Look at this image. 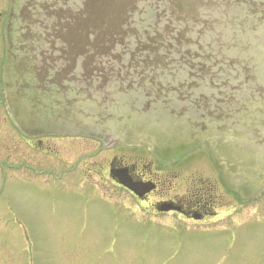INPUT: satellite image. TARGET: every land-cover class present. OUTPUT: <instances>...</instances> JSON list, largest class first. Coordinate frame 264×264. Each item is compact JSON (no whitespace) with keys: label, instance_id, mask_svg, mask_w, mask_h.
<instances>
[{"label":"rangeland","instance_id":"1","mask_svg":"<svg viewBox=\"0 0 264 264\" xmlns=\"http://www.w3.org/2000/svg\"><path fill=\"white\" fill-rule=\"evenodd\" d=\"M8 5V0H0V264H264V149L251 158L243 145L228 140L222 166L230 160L237 178L258 172L260 177L252 184L256 188L251 197L239 199L220 187L217 215L201 223L154 214L103 172L101 177L93 173L99 198L90 197L93 192L77 175L57 180L59 175L37 174L60 169L62 162L73 167L92 147L77 139L53 138L54 153L45 155L15 130L11 112L1 103V39ZM251 121L239 116L232 127L239 122L241 128L233 135L245 141L244 127L254 130L263 118ZM258 132L259 140L264 129ZM134 149L119 148L116 153L136 155L158 167L146 150ZM110 156L101 152V162ZM251 160L250 167L244 166ZM174 167L185 170V177L195 174L217 184L218 174L204 152L196 151Z\"/></svg>","mask_w":264,"mask_h":264},{"label":"flooded vegetation","instance_id":"2","mask_svg":"<svg viewBox=\"0 0 264 264\" xmlns=\"http://www.w3.org/2000/svg\"><path fill=\"white\" fill-rule=\"evenodd\" d=\"M37 1L40 3L42 0ZM44 1H46L48 10L57 12L58 14L62 13L63 22L67 21L65 17L70 14L69 10L75 11L82 6L81 0ZM8 4L9 8L6 20L4 21L1 39L2 62L6 68L9 61V43L11 41L14 42L15 37L19 39L17 42L21 43L23 54L26 52V48L29 47L28 44L24 47L23 36L15 35L14 30H11L8 26L12 0H8ZM165 10L172 14L170 9H165L161 4H158L151 10H148L147 15L159 14V17H162ZM174 13L179 17L181 16L179 10H175ZM47 14L48 12L44 10H40L37 13L36 22L38 24L34 32L39 38L38 40L36 38L34 42H29L35 46L40 45L45 49L50 47L53 42L59 40V36L52 31V29L57 31L55 26H53L54 23L48 24L45 22L49 36H45L43 32L44 27L41 23L44 20L50 21L49 17H46ZM249 15L251 17L248 26L232 29V31H240L242 37L240 35L237 37V34H235L228 43L231 45L236 44L235 46L238 47L237 56L243 64V71L249 69L248 66L253 64L255 66L253 70L257 74L261 73V76H258L259 81H261L260 88H253L252 86L255 84L252 83L246 84L244 82L246 77L244 74L243 77L241 75L234 77L236 76L235 71L231 70L230 67L228 74L230 80H232L231 83L233 84L231 85H233V88L230 90V93H226L228 96L225 99L221 98L219 100L217 98L214 100L209 99L206 94L210 90L204 91L203 87L199 88V90L189 88L185 93H180L178 89L180 82L177 80L172 83L167 81H163V84L158 83L161 86H166L165 89L175 90L172 92L168 91L169 95L167 93L161 95L162 88H158L157 83L155 87V82L147 79V84L150 87L149 92L152 93L153 89L154 95L156 94L151 107L145 109L146 106L142 105L141 111H139L132 106L135 102L132 94L138 96V93H135L137 92L136 90L132 91L129 89V91L127 90L128 92L117 91L121 100L120 108L123 111L125 110V115L117 117V114L111 112L112 110L104 112L105 114L103 115L106 116V119L103 121L104 123L102 122L103 115L99 114V109L86 103L88 88H86L85 83L81 82L86 81V74H83L79 78L78 84H73V88H70L69 79L64 77L61 71L51 73L46 84L59 81L61 89L54 87L51 91L41 92L34 87L36 84L32 86L27 81L25 84L28 85H24L20 74L16 72L18 70V62L12 59L13 66L12 68H8V73L4 74L2 71L1 89L3 90L4 83L6 89L12 90L14 88L13 90H15V98H13L16 113L15 120L18 127L23 128L24 131V127L29 128L31 134L25 135L22 138L24 141H28L29 147L37 150L38 153L53 155L54 151L51 142L53 138L77 139L92 147V150H90L92 152L82 154L73 167H67L62 162V168L60 169L55 167L49 171L41 169L42 172H38L37 174L42 175L47 173L46 175L52 177L59 175L57 180L61 179L63 175H77V177L79 176L86 181L87 190L93 192L90 197L99 198L98 191L100 189L93 173L99 177L103 172L107 174L108 179L112 181L116 188L122 189L136 198L139 203L144 205L145 209L151 210L154 214L160 216L175 215L178 220L184 223H201L208 218H214L217 215L216 208L220 206L219 195L217 194L218 190L220 187H225L220 177H218L217 184L213 183L210 179L198 178L195 174L185 177V170H178L174 165L179 164L181 158L190 156L193 153L191 152L192 145L197 142L206 144L216 154L220 153L221 149H226L227 144L225 141H221L217 136L225 134L224 132L228 128V119L230 117L232 121H236L235 115H240L247 122L252 123V117L260 116L263 118V122L257 125V128L264 129V64L262 63L264 61V8H258L257 12H250ZM178 19L177 17L176 20ZM252 20L255 21L253 27H251L253 25ZM173 32L178 34L177 29ZM11 37L14 39L9 40ZM81 41L82 43L86 42L84 40ZM190 42L185 41L181 46L188 48L192 45ZM163 43L164 41L160 45L163 46ZM208 45H210L209 42ZM47 53L50 54L48 51ZM216 56L220 57L222 55L220 52H216ZM42 60L41 58V63L43 62ZM46 60L51 67L59 63L56 60H50L49 62V56L46 57ZM168 79L169 77H166L165 80ZM14 84L18 85L15 86ZM184 84H191V80L189 79ZM37 86L40 87V83H37ZM106 90H96L94 92L100 102H104L105 105L108 103L113 104L114 99H103L113 89H110L108 93ZM195 90L203 93L197 94ZM81 94L84 98L81 101H77L81 110L77 112L76 116H72L70 115L69 107L71 104L76 103L75 95ZM230 94L233 95L232 98ZM3 99H6L4 90ZM144 99H146L145 103H147L148 98L144 97ZM57 107L60 109L57 113L61 111V114L55 118L52 110ZM169 116L176 117L177 120H173ZM26 117L29 119L27 120ZM75 125L88 126L90 130H85L86 134L74 136V134L69 132ZM101 127H104L105 130H100ZM246 129L250 130L251 128L246 127ZM113 141H120L121 144L113 145L112 147L114 148L108 147L109 143ZM215 141L221 142L215 143ZM128 142L130 145L124 147V144ZM139 144L140 146H138ZM216 145L221 146L218 149ZM259 145L264 147V140H261ZM134 146L136 149H144L148 154H151L155 159L154 162H157L158 167H155L153 162L145 163V160L136 155L132 157L116 153L119 148L134 149ZM149 147L156 151V153L152 154ZM183 147L189 148L191 151H185L183 149L186 148ZM101 152H111L112 156L106 157L101 162ZM227 168L229 169V167ZM32 169L38 171L36 168ZM57 171L59 174H56ZM257 174L254 178L247 176L243 180H239V186L247 189L244 193L249 194L255 191L256 187L251 186L252 181L260 177V174ZM121 181H125L132 189H136L140 195L134 194L131 190L121 185ZM71 185L74 186L75 184L71 183ZM111 206L115 209H120L116 208L115 205Z\"/></svg>","mask_w":264,"mask_h":264},{"label":"water","instance_id":"3","mask_svg":"<svg viewBox=\"0 0 264 264\" xmlns=\"http://www.w3.org/2000/svg\"><path fill=\"white\" fill-rule=\"evenodd\" d=\"M80 2L81 8L75 11L69 10L70 14L65 17L67 21L63 22L62 13L59 15L48 10L44 0L40 3L37 0H12L8 26L14 30L15 35H22L25 42L23 46L28 44L29 47L23 54L21 43L17 42L19 39L11 37L9 40L14 39L15 43L12 41L9 43L8 68H12V59H15L18 62L16 72L20 74L24 85H28L25 84L27 81L32 86L36 84L34 87L41 92L51 91L54 87L61 89L59 81L46 84L51 73L61 71L64 77L69 79L70 88H73V84H78L79 78L86 74V81H81L88 88L86 103L99 109L100 115L112 110L111 112L117 114V117L125 115V110L120 108L121 100L117 91L136 90L138 96L132 94L135 99L132 106L139 111L142 105L146 106L145 109L151 107L156 94L154 95L153 89L152 93L149 92L147 79L153 80L155 87L156 83L163 84V81L172 83L177 80L180 82L178 86L180 93H185L189 88L199 90L203 87L204 91L210 90L206 94L209 99L219 100L225 99L228 96L226 93H230L233 88L228 74L230 67L235 71L234 77L239 75L243 77L244 74L246 84H255L252 86L255 89L261 87L258 77L261 73L257 74L253 70L255 69L253 64L243 71V64L237 56L238 47L228 42L235 34L237 37L241 36L240 31H232V29L248 26L251 17L249 13L264 8V0H81ZM158 4L170 9L172 14L165 10L162 17H159V14L148 16V10ZM40 10L47 11L46 17L50 19L41 23L45 36H49L45 22L54 23L53 26L57 31L53 29L52 31L59 36V40L46 49L29 43L39 38L34 30L38 24L36 15ZM175 10L181 12L180 17L174 13ZM252 23L251 27L254 26L255 21L252 20ZM175 29L179 35L173 32ZM81 40L86 42L82 43ZM162 41H164L163 46L160 45ZM185 41H191L192 45L183 48L181 45ZM216 52H220L222 56L217 57ZM47 56L49 62L56 60L59 63L51 67L46 60ZM166 77L169 79L165 80ZM189 79L191 84H184ZM37 83H40V87ZM159 84L158 88H162L161 95L166 93L169 95L168 91H175L165 89L166 86ZM103 89H107V93L113 89L103 97L104 100L114 99L113 104L105 105L104 102H100L94 91ZM195 93L203 92L195 90ZM144 97L148 98L147 103ZM230 97L232 98L233 95L230 94ZM75 98L76 103L69 107L72 116H76L81 110L77 101H81L84 96L75 95ZM58 110H60L58 107L52 110L55 118L61 114V111L57 113ZM239 116L235 115L237 121ZM104 119L106 116L103 115L102 122ZM228 123V126H232L231 117ZM236 123L239 125V122ZM88 129V126L75 125L70 132L77 135L86 134L85 130ZM100 130L105 128L101 127ZM121 136L123 137L122 134ZM109 144L108 147H112L121 142L113 141ZM120 184L140 195L125 181H121Z\"/></svg>","mask_w":264,"mask_h":264}]
</instances>
